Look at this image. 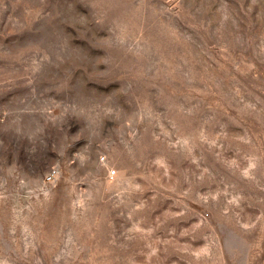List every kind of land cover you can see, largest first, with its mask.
<instances>
[{
    "label": "rangeland",
    "instance_id": "374dc122",
    "mask_svg": "<svg viewBox=\"0 0 264 264\" xmlns=\"http://www.w3.org/2000/svg\"><path fill=\"white\" fill-rule=\"evenodd\" d=\"M0 264H264V0H0Z\"/></svg>",
    "mask_w": 264,
    "mask_h": 264
},
{
    "label": "built area",
    "instance_id": "2783aa9c",
    "mask_svg": "<svg viewBox=\"0 0 264 264\" xmlns=\"http://www.w3.org/2000/svg\"><path fill=\"white\" fill-rule=\"evenodd\" d=\"M115 174H116V170H115V169H112V170H110V171L108 172V175H109L110 177H114ZM56 176H57V169L53 168L50 172H48V173L45 175L44 180H45L46 182H53V181L55 180Z\"/></svg>",
    "mask_w": 264,
    "mask_h": 264
}]
</instances>
